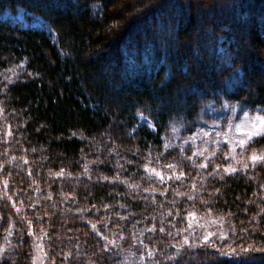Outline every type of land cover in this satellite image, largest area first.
Listing matches in <instances>:
<instances>
[{
    "label": "trees",
    "instance_id": "16d2710c",
    "mask_svg": "<svg viewBox=\"0 0 264 264\" xmlns=\"http://www.w3.org/2000/svg\"><path fill=\"white\" fill-rule=\"evenodd\" d=\"M244 1L194 39L195 5L213 1L0 0V249L11 192L26 209L0 264H33L31 235L47 264H123L111 233L159 264H264V161L209 174L166 146L232 108L264 115V10ZM168 167L182 178L148 172ZM189 215L227 220L232 254L176 257Z\"/></svg>",
    "mask_w": 264,
    "mask_h": 264
},
{
    "label": "rangeland",
    "instance_id": "374dc122",
    "mask_svg": "<svg viewBox=\"0 0 264 264\" xmlns=\"http://www.w3.org/2000/svg\"><path fill=\"white\" fill-rule=\"evenodd\" d=\"M188 1H192L193 4L194 1L196 2V0ZM207 1H213V3H195V14L198 19V26L194 29V39H197L198 35H201L200 30L208 28L209 21L212 24L218 22L220 24L221 21L229 18V15L226 12L229 10L231 11L233 7L241 6L237 0H227L226 2L225 0ZM248 1H254L257 5L256 7H258L260 11L264 10V0ZM244 2L245 1L243 0V3ZM206 8H208V10ZM211 8L213 9V12H211ZM211 13L214 15L212 16V19L208 16V14ZM206 14L207 16L205 17ZM158 16L161 17V15ZM1 19H7L13 22L24 20L21 14H5ZM27 26L38 29L45 28L41 21L35 19H32V22ZM156 29L159 28L157 27L155 30ZM222 29L224 30L225 28L223 27ZM156 31L155 33L157 36ZM207 44L208 42L204 44V47ZM262 120H264V115L248 111H239L238 109L232 108L229 111L227 122L222 129L219 130L218 125L211 124L208 130L197 131L193 135L184 139L179 138L177 129H173L166 134V146L167 148L176 147L179 149L188 147L191 151V158L197 165V168L204 170V172L205 170L209 171V174L216 173L219 175H227L242 171H250L258 163L264 161L260 160L254 162L251 159L253 155H264L263 148H259L255 144L257 139L264 136V123L261 122ZM257 131H261L262 134L255 135L254 133ZM250 134H252L251 139L249 138ZM241 141L244 143L242 144ZM148 172L153 175H156L157 172L160 173V176H156L164 182H168L170 179L182 178L180 175L174 174L170 170V167L160 169L149 168ZM180 183L186 185L183 190H187L188 183L182 181H180ZM1 184V188L6 190L8 180L2 179ZM17 193H19V191L11 192L8 198L7 207L9 210V224L7 226V235L3 239L4 244L0 249V261L3 256L8 253L11 246L10 244L13 241L16 226L21 223V218L23 217L22 214L26 211L22 206L23 204L16 198ZM183 193H185V198L188 201V192L184 191ZM230 229L231 227L227 220L200 218L196 215H189L183 230L180 231V236L176 237L173 251L178 258L184 255V253L188 254V252L205 249L206 247L212 249L218 248L220 253L230 255L232 254V251L235 250L231 248V246L229 247L231 244V239L229 238ZM28 232V235H30V229H28ZM31 237L30 241L33 253V264H47L45 261L46 252L42 236L31 235ZM122 238L121 234L119 236L115 233H111L107 238H104V244L108 249L117 253L123 264H159L155 258L157 253L146 246L140 238L129 240L127 242L123 241ZM185 241H187V243H185ZM149 253H151V256H149Z\"/></svg>",
    "mask_w": 264,
    "mask_h": 264
},
{
    "label": "snow or ice",
    "instance_id": "6c2138e0",
    "mask_svg": "<svg viewBox=\"0 0 264 264\" xmlns=\"http://www.w3.org/2000/svg\"><path fill=\"white\" fill-rule=\"evenodd\" d=\"M262 123H264V120H262L261 121ZM255 135H261L262 133H261V131H257L256 133H254ZM251 135L252 134H250V136H249V138L251 139ZM241 143L243 144L244 142L243 141H241ZM251 159L255 162V161H260V160H264V155H262V156H256V155H253L252 157H251ZM234 171V170H233ZM156 175L157 176H160V173H156ZM181 175H183V174H181ZM177 178H179V177H177ZM185 243H187V241H185ZM149 256H151V253H149Z\"/></svg>",
    "mask_w": 264,
    "mask_h": 264
}]
</instances>
